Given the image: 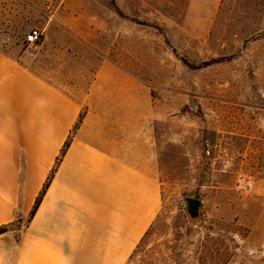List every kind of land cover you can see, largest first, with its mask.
Wrapping results in <instances>:
<instances>
[{"label":"rangeland","instance_id":"obj_1","mask_svg":"<svg viewBox=\"0 0 264 264\" xmlns=\"http://www.w3.org/2000/svg\"><path fill=\"white\" fill-rule=\"evenodd\" d=\"M31 30L43 35L32 70L66 65L86 92L109 66L131 82L134 116L149 112L127 154L163 204L127 264H264V0H0L6 52L27 56ZM75 34L86 40L72 50Z\"/></svg>","mask_w":264,"mask_h":264},{"label":"crops","instance_id":"obj_2","mask_svg":"<svg viewBox=\"0 0 264 264\" xmlns=\"http://www.w3.org/2000/svg\"><path fill=\"white\" fill-rule=\"evenodd\" d=\"M57 26L55 38L62 41ZM73 39L72 50L86 40ZM1 42L0 33V227L16 216L23 225L0 235V264H127L163 204L159 182L127 154L132 130L146 126L149 112L134 116L132 84L120 83L109 66L98 68L85 92L66 65L39 74L29 56L17 48L6 52ZM141 132L138 140L149 142V131ZM145 149L140 157L149 166Z\"/></svg>","mask_w":264,"mask_h":264},{"label":"trees","instance_id":"obj_3","mask_svg":"<svg viewBox=\"0 0 264 264\" xmlns=\"http://www.w3.org/2000/svg\"><path fill=\"white\" fill-rule=\"evenodd\" d=\"M184 63H185V65H187V66H189L191 68H195V69H202V68H205V67L210 65V63H203L201 65H198L197 67H194L193 65H190L187 61L184 62ZM83 117H84V114H80V118H79L78 122L76 123V125L74 127L75 130L79 128L80 124L82 123ZM71 141H72V138L70 136L69 139L64 144L62 150H61L60 156L58 157L57 162H56V167L60 164V162H61L62 158L64 157L68 147L70 146ZM54 170L52 171V173L48 177L46 183L43 186L42 191L40 192L39 196L37 197V199L35 201V204H34V207H33L32 211H31V213L29 215V218H28L27 222H29L33 218V216L36 213V210L38 209L40 203L42 202V199H43V197H44V195L46 193V190L49 187V185H50V183H51V181H52V179L54 177ZM22 222H23L22 217L21 216H16L14 222L10 226L0 227V235L6 233L9 229H13V228L17 229V228H19L20 225L22 224Z\"/></svg>","mask_w":264,"mask_h":264},{"label":"built area","instance_id":"obj_4","mask_svg":"<svg viewBox=\"0 0 264 264\" xmlns=\"http://www.w3.org/2000/svg\"><path fill=\"white\" fill-rule=\"evenodd\" d=\"M42 32L39 30H31L25 38V43L28 45V49H26L25 54L29 57H33L34 54L31 52V49L37 46L41 42ZM252 187L247 188V192H250Z\"/></svg>","mask_w":264,"mask_h":264},{"label":"water","instance_id":"obj_5","mask_svg":"<svg viewBox=\"0 0 264 264\" xmlns=\"http://www.w3.org/2000/svg\"><path fill=\"white\" fill-rule=\"evenodd\" d=\"M187 203V212L192 218H197L199 214V209L201 202L196 199H186Z\"/></svg>","mask_w":264,"mask_h":264}]
</instances>
